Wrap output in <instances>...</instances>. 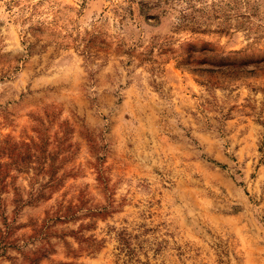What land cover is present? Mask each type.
I'll return each instance as SVG.
<instances>
[{"label":"rangeland","instance_id":"374dc122","mask_svg":"<svg viewBox=\"0 0 264 264\" xmlns=\"http://www.w3.org/2000/svg\"><path fill=\"white\" fill-rule=\"evenodd\" d=\"M0 264H264V0H0Z\"/></svg>","mask_w":264,"mask_h":264}]
</instances>
